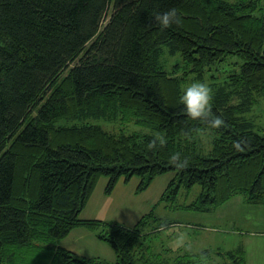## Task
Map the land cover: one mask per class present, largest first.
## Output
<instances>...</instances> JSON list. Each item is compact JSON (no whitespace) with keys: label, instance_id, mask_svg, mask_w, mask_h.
<instances>
[{"label":"trees","instance_id":"16d2710c","mask_svg":"<svg viewBox=\"0 0 264 264\" xmlns=\"http://www.w3.org/2000/svg\"><path fill=\"white\" fill-rule=\"evenodd\" d=\"M172 10L179 21L165 28L158 17ZM165 49L181 58L172 70ZM231 55L241 62L218 70L225 75L215 85L210 71ZM190 75L212 79L209 117L184 111ZM241 90L245 101L228 105ZM260 95L259 0H0V264H13L18 248L40 246L52 251L48 264H155L135 255L143 227L164 225L152 211L131 227L79 217L101 176L110 193L120 178L138 176L142 190L173 170L164 193L201 188L188 209L209 212L237 195L264 207V134L245 117ZM97 118L148 130L114 133L91 122ZM76 227L94 231L114 262L60 246ZM213 253L176 256L204 264ZM216 254L227 258L220 264H247L241 247Z\"/></svg>","mask_w":264,"mask_h":264},{"label":"rangeland","instance_id":"374dc122","mask_svg":"<svg viewBox=\"0 0 264 264\" xmlns=\"http://www.w3.org/2000/svg\"><path fill=\"white\" fill-rule=\"evenodd\" d=\"M259 2L264 11V0H259ZM164 58L163 62L171 70V66L181 60L178 54L169 56L167 49L164 50ZM233 61L241 62L236 55H231L227 58V63H221L217 70L210 71L217 75L215 85L222 83L221 80L225 75L223 72V77H218L219 71L232 67ZM64 72L66 73V71ZM185 72V69L181 68L178 74L181 75ZM187 79L183 90L192 83H200L196 79L193 80L191 75ZM211 82V78H206L203 84L210 88ZM244 95V91H242V93L228 96V105L244 102L246 96ZM245 117L253 123L255 130L264 134V95L257 98ZM91 122L114 133L148 130V128L132 122L124 125L122 121L100 118L91 119ZM203 140L205 141V138ZM174 175L173 170L157 175L142 190L138 189L140 182L138 176L131 177L127 182L120 178L110 193L105 191L108 177L101 176L79 217L86 213L99 215L103 220L116 221L131 227L142 215L152 211L160 217L164 225L155 231L154 227L158 223L146 224L143 227L142 233H147V235L144 236L135 251L139 261L147 256L146 259L155 264H180L182 258L176 256L178 253H198L203 249H210L214 253L212 258L204 264H220L226 262L227 258L216 254L217 250L234 251L241 247L245 251L246 263L248 261V264H264V207L261 204L242 202V197L237 195L209 212L188 209L185 205L196 199L201 188L195 184L190 189L180 187L174 195L164 193ZM250 218H254L255 222L251 223ZM141 253L145 257H140ZM51 258L52 251L43 249L41 246L18 248L13 264H48ZM104 260L108 263L114 262V258L108 256L104 257ZM2 264L8 263L3 262Z\"/></svg>","mask_w":264,"mask_h":264},{"label":"clouds","instance_id":"9594fccd","mask_svg":"<svg viewBox=\"0 0 264 264\" xmlns=\"http://www.w3.org/2000/svg\"><path fill=\"white\" fill-rule=\"evenodd\" d=\"M159 22L165 27H169L172 23H178L179 17L176 15L175 11H169L158 17ZM211 100L212 92L211 89L203 83H192L187 87L181 97V103L184 105V111L186 114L193 119L209 117L211 114ZM214 127H220L224 122L219 117H215L211 121ZM163 144V139L160 140ZM150 147H155V141L150 145ZM234 147L239 149V144H234ZM173 161H179L180 157L174 155L172 157ZM186 161L179 164V167H185Z\"/></svg>","mask_w":264,"mask_h":264},{"label":"crops","instance_id":"0c3cea01","mask_svg":"<svg viewBox=\"0 0 264 264\" xmlns=\"http://www.w3.org/2000/svg\"><path fill=\"white\" fill-rule=\"evenodd\" d=\"M242 202H245L243 198H242ZM82 217L102 218V216L89 215L87 213ZM250 219H251V223L255 222L254 218H250ZM59 245L74 251L79 256L100 257L102 259L108 256L110 258L115 259L114 251L105 242L98 239L94 231L85 229L83 227H76L70 230V232L61 240Z\"/></svg>","mask_w":264,"mask_h":264}]
</instances>
